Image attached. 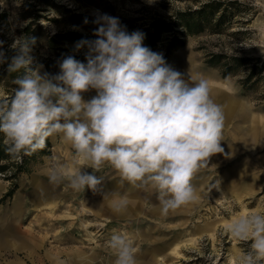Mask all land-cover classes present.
Instances as JSON below:
<instances>
[{
  "label": "rangeland",
  "instance_id": "374dc122",
  "mask_svg": "<svg viewBox=\"0 0 264 264\" xmlns=\"http://www.w3.org/2000/svg\"><path fill=\"white\" fill-rule=\"evenodd\" d=\"M99 14L118 17L129 32L142 31L143 45L163 53L175 70L208 80L212 99L223 109L221 146L230 155L210 157L193 180L198 202L165 217L151 190L122 183L107 165L97 173L104 178L102 192H75L66 182L49 184L52 199L35 203L29 197L32 177L45 172L52 157L70 169L74 160L58 136L49 138L45 153L28 162L30 171L19 175L9 197L4 195L10 181L0 174V210L10 232L0 236L1 262L114 264L107 241L118 232L135 244L137 264H238L248 243L232 238L226 226L239 215L264 212V0H0V41L10 58L14 38L31 23L37 37L33 55L55 74L58 61L86 49L77 53L69 42L48 48L46 35L87 31L95 39L93 21ZM212 55L220 56L218 66L206 62ZM232 57L239 66L223 75L220 65ZM251 72V81L242 85ZM13 79L7 64L0 65V99L11 97ZM216 181L218 189L210 190ZM40 182L34 177L37 188ZM16 196L25 202L12 216L8 211ZM121 198L128 208L117 215L109 204Z\"/></svg>",
  "mask_w": 264,
  "mask_h": 264
},
{
  "label": "clouds",
  "instance_id": "9594fccd",
  "mask_svg": "<svg viewBox=\"0 0 264 264\" xmlns=\"http://www.w3.org/2000/svg\"><path fill=\"white\" fill-rule=\"evenodd\" d=\"M93 23L95 39L75 44L77 53L86 49L85 60L67 55L55 74L33 55L37 37H15L10 58L0 41V65L17 74L11 97L0 99L5 151L21 161L58 136L74 160L70 169L51 158L44 174L53 186L66 182L75 192L100 193L104 178L97 173L107 165L122 183L151 190L162 216L195 204L194 178L213 155H230L221 146L223 109L212 99L208 80L175 70L163 53L143 45L142 31L129 32L118 17L99 14ZM91 91L96 94L86 100ZM109 206L120 215L128 201ZM225 230L248 243L238 264H264V212L239 215ZM107 246L114 264H137V249L127 236L113 232Z\"/></svg>",
  "mask_w": 264,
  "mask_h": 264
},
{
  "label": "trees",
  "instance_id": "16d2710c",
  "mask_svg": "<svg viewBox=\"0 0 264 264\" xmlns=\"http://www.w3.org/2000/svg\"><path fill=\"white\" fill-rule=\"evenodd\" d=\"M233 4V3H230ZM68 11V9H66ZM75 17L81 18L82 16H79L78 14H75ZM156 25V24H154ZM153 25V26H154ZM32 24L29 23L24 29L23 34L24 35H32L33 36V30H31ZM91 33L87 31H57L52 35H46V42L48 44V48H50L54 44H63L66 42H69L73 46V50L75 49V44L80 41L81 39H93L91 37ZM54 43V44H53ZM37 45V44H36ZM52 48V47H51ZM60 50H64L62 47H59ZM76 59L80 61H84L85 57L84 54H76L74 55ZM220 56L218 55H212L211 58H209L206 62L211 66H218L219 61L218 58ZM240 60L238 58H230L229 61H226L225 63L221 64V72L223 75H226L228 73H234L236 68L239 66ZM46 71L49 73H53V69L51 68V65L49 63L45 64ZM17 74H10L11 78H14ZM251 75L252 72L242 81V85L247 86V84L251 81ZM48 146V142L46 144V147ZM46 147L38 151L37 153H34L31 156H24L21 161L13 160L8 153L5 151V146L3 145V135L0 134V174L3 175L4 179L10 181V187L8 191L5 193V197L11 196L14 191L17 188V178L19 175L23 172H29L30 169L27 167L28 162L36 155V154H44Z\"/></svg>",
  "mask_w": 264,
  "mask_h": 264
},
{
  "label": "crops",
  "instance_id": "0c3cea01",
  "mask_svg": "<svg viewBox=\"0 0 264 264\" xmlns=\"http://www.w3.org/2000/svg\"><path fill=\"white\" fill-rule=\"evenodd\" d=\"M67 147H70L65 143ZM45 172H40L38 174H35L32 177L31 183H30V192H31V198L36 199L35 203H39V201H45V200H50L52 199V186L49 185L48 179L46 175L44 174ZM34 177H39L41 180L40 184L41 186L39 188H36L35 184L33 183ZM28 199V198H27ZM13 206L11 209H9L8 213L11 214L12 216H17L20 213V206L25 202L21 197L16 196L15 200L13 201ZM4 212L0 210V236L1 237H6L10 232L8 230L7 225H4L2 219L4 217ZM2 255L0 254V264H16L13 261H6V262H1Z\"/></svg>",
  "mask_w": 264,
  "mask_h": 264
},
{
  "label": "bare ground",
  "instance_id": "6f19581e",
  "mask_svg": "<svg viewBox=\"0 0 264 264\" xmlns=\"http://www.w3.org/2000/svg\"><path fill=\"white\" fill-rule=\"evenodd\" d=\"M223 103V102H222ZM37 188V187H36Z\"/></svg>",
  "mask_w": 264,
  "mask_h": 264
}]
</instances>
